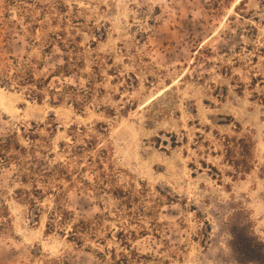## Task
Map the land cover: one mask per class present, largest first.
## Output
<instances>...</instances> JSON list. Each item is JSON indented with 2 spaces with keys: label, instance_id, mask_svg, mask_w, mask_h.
I'll return each instance as SVG.
<instances>
[{
  "label": "rangeland",
  "instance_id": "rangeland-1",
  "mask_svg": "<svg viewBox=\"0 0 264 264\" xmlns=\"http://www.w3.org/2000/svg\"><path fill=\"white\" fill-rule=\"evenodd\" d=\"M23 66L79 107L0 86V264H264V0H0Z\"/></svg>",
  "mask_w": 264,
  "mask_h": 264
},
{
  "label": "trees",
  "instance_id": "trees-1",
  "mask_svg": "<svg viewBox=\"0 0 264 264\" xmlns=\"http://www.w3.org/2000/svg\"><path fill=\"white\" fill-rule=\"evenodd\" d=\"M71 60H69L68 58H64V65L58 68L59 71H62L61 72L62 75L67 74V76H70V74L68 73L71 69L70 68ZM15 67H17V65ZM53 77H58V75L51 76L48 78L36 79L34 76V73L31 70H27V68L23 66V69L21 71L15 70L13 76H8L4 72L0 71V86L2 88H6V87L11 88L15 85L16 87L27 88V90L29 91V95H28L29 97H33L37 102H42L43 97L45 95L44 91L45 89L50 88V84H51ZM71 91L76 92L73 86H67L65 84H63L60 88H57V89L50 88L48 90V93L51 98V103L55 105L56 103H59L61 101H64L65 99H68V101H72L74 104L75 96H72L74 94L70 93ZM77 92H83V91H77ZM74 105L75 107L76 106L79 107L78 104H74ZM77 109H80V108H77ZM243 140L244 139L242 140L234 139L233 143L236 144V148L237 146H239L240 142ZM13 143H14V139L12 136H9L5 139H0V164H8L10 159L14 158V156H8V154L5 155L7 152H9L12 149ZM250 145H252V148H253V144L251 142H250ZM13 149L17 150L20 154L25 151V149L20 147L19 144H17V146H13ZM249 149L250 150H248V152L251 155V147ZM234 152H236L234 149L228 148V153L230 155H233ZM242 156H245V155H242ZM231 163H233L232 164L233 167H235L236 169H239L238 162H231ZM55 168L56 167H54V169ZM30 171L35 172V168L31 167ZM52 172L53 171L45 172L44 176L46 177L51 176ZM57 208H59V206ZM56 216L57 215L55 213L53 214L52 217H56ZM102 218H103L102 216H96L95 220H101ZM79 224L80 225H73L71 227V231H70L71 234L69 237L73 241H76L81 244V236H80L81 234L80 233H83V232H80L79 228L88 232V230L91 228V223L86 222V221H80ZM49 227L53 229L54 225L50 224Z\"/></svg>",
  "mask_w": 264,
  "mask_h": 264
}]
</instances>
